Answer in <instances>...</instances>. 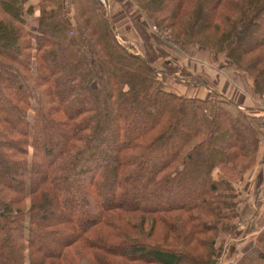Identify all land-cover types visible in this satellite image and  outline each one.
Here are the masks:
<instances>
[{"label": "trees", "instance_id": "1", "mask_svg": "<svg viewBox=\"0 0 264 264\" xmlns=\"http://www.w3.org/2000/svg\"><path fill=\"white\" fill-rule=\"evenodd\" d=\"M69 1L73 18L63 0H0L2 263L217 264L241 195L214 173L255 164L257 124L218 92L165 91L98 0ZM135 2L155 25L166 13ZM171 15L183 16L173 41L226 55L263 96L264 0H178ZM250 31L261 36L244 47ZM235 264H264V233Z\"/></svg>", "mask_w": 264, "mask_h": 264}, {"label": "crops", "instance_id": "2", "mask_svg": "<svg viewBox=\"0 0 264 264\" xmlns=\"http://www.w3.org/2000/svg\"><path fill=\"white\" fill-rule=\"evenodd\" d=\"M105 11L113 21L119 42L122 45L132 43L151 66L165 73L166 70L162 69L163 67H156L154 64L158 53L165 49L158 40L159 38L154 35L147 21L136 9L130 6L129 1L108 0ZM208 69L206 71L202 68L198 79L191 80L194 83L192 86L190 84L178 88L187 89L188 91L192 89V98L204 100L213 99V94L218 91L221 96L236 103L239 109L244 111L247 109L251 114L256 113L253 115L262 120L260 121L261 147L259 159L254 165L252 175L248 177L247 188L244 190L239 188L241 189L239 190L241 197L239 200L240 215L236 221L238 228L232 236L222 241L223 244L220 247L219 263L235 264L244 255L250 253V250L257 244L259 236L264 233V112L260 108L261 102L252 97L253 86L250 81L247 82L245 76L236 72L232 75L234 77L233 81L227 69H224V74L219 72L213 74ZM206 78H211L215 83L209 82ZM163 84L165 85V83ZM176 93L184 97L187 96L178 90ZM247 107H253L251 109L254 110ZM225 241L226 244H224Z\"/></svg>", "mask_w": 264, "mask_h": 264}, {"label": "rangeland", "instance_id": "3", "mask_svg": "<svg viewBox=\"0 0 264 264\" xmlns=\"http://www.w3.org/2000/svg\"><path fill=\"white\" fill-rule=\"evenodd\" d=\"M63 1H64V5L67 9L68 17L73 18L74 17V15H73L74 14V7H75L74 4L72 3V1H69V0H63ZM98 1L100 2V4L102 6H104V8L107 7L108 4L105 6L100 0H98ZM128 1H129L130 6L134 9H136L137 12L140 13L141 16H143V18L147 21V23H148L149 27H151L154 35L156 36V38H159L158 40L161 42L163 48L165 49L164 51L161 50L160 53H158L156 62L154 63L156 67H163L162 69L166 70V72L164 73V71H161L160 69H158V70H160L159 81H160L162 88L165 91L177 94L176 92L178 90L180 93H184L185 95H187L186 98H188V96L191 98L192 97V89H190V91H188L187 89L178 88V87H183V86H187L190 84L192 86L194 84L192 81H194L195 79H198V75L201 73L202 68H204L205 70L207 68H209L208 71L213 73V74L218 73V72L221 74H224L225 73L224 69H227V71L231 74L230 77H232L233 81H234V77L232 75L237 72V73H240L243 76H245V78L247 79V82L250 81L251 84L253 85V81H252L253 79L247 73H245V72L243 73L242 71L238 70V68L235 67L232 64V62H230V60L228 61L226 55H224L222 53H216V52L214 53L211 51H207L201 47L199 48L196 46L187 45V44H184L182 42L179 43V42L173 41L171 39V36L175 37L176 34L178 35V33H180V31L183 30L182 29V27H183L182 23L180 22V20L182 19L183 16L181 18H179V22L175 24L176 18L174 19L173 16L171 15V11L174 10L175 6L178 3V0H160L161 1L160 5L162 6V8L164 9V12H166V13H165V15H157L156 16L157 20L159 21V24L157 23V25L153 24V22L149 19V17H147L144 13H142L140 11V8H139L138 4H136L135 0H128ZM194 9H195V11H197L196 7H194L193 5H191L189 7L188 16L189 15L192 16V13L190 11H193ZM205 16H207V14H205ZM171 18H173V19H171ZM34 20H35V18L29 19V21H34ZM173 21H174V23H173ZM14 24L17 25L16 22ZM27 24H28L27 27L29 26V27L33 28L35 26V24L32 22H29ZM262 30H264V28ZM261 32L262 31H258V32L257 31L256 32L250 31V32H248L246 37H245L246 39L244 41V47L250 46L253 43H257L258 39L261 36V34H260ZM160 42H159V44H160ZM128 45L133 47L132 51L134 53L137 52L139 55H141L139 53V50H137V47H135L132 43H129ZM7 46L10 50L13 48V46H11V44H8ZM210 76H212V74H210ZM206 79L209 82L215 83V82H213V80L211 78H206ZM250 82H249V85H250ZM163 83H165V85ZM166 86L170 89H168ZM252 92H253L252 97H255L258 101L261 102L260 108L264 112V93H263V96H260V95L258 96L254 93L253 90H252ZM178 95H180V94H178ZM180 96H182V95H180ZM236 106L238 107L237 104H236ZM225 107H226V109L228 108L229 110L233 111L234 114L237 113V110H236V107L234 104H231V106L225 105ZM247 108L251 109L253 107H247ZM251 110H254V109H251ZM244 112H246L249 115V117L255 121V123L258 126L259 132H260V129H261L260 121H262V120L257 119L258 116L256 117L255 115H253L256 113L251 114L248 112L247 109H245ZM180 120L182 121V125L185 128V129L181 130V134L179 137V139H182V135H185L186 128L189 127V125H190L186 112L182 113ZM260 147H261V144H260ZM258 159H259V154H258L257 160H256L254 165H256ZM240 164H241V162H240ZM254 165L248 167L247 170L242 169V167H239L238 169H236V168H232L231 166H221L219 171H216L214 173V177L216 180L227 179V180L232 181V182L234 181L236 183V187L238 190H241V189L244 190L247 188V181H249L248 177L252 175V170L254 168ZM239 188H241V189H239ZM187 199L189 201H191V198H187ZM25 203H26V206H29L32 204L30 199H27V201ZM52 220H56V218H52ZM158 231L159 232L154 237V240L159 242L161 239L160 235L162 236V234L166 233V228L160 226ZM220 233L221 234L217 237L218 240L216 243L217 264H220L219 258L221 255L220 247H221V244H223L222 241L225 240L227 237H230V236H226L224 233H222V231ZM64 238H62V241L64 240ZM59 242L60 241L46 243L44 245V250L49 251L52 248L51 247L52 244L54 246V243L57 244ZM257 242H258V240H257ZM224 244H226V241L224 242ZM198 251L199 252L197 254H199V255L205 254L204 253L205 251H203L201 249H198ZM5 260L6 259L0 258V264H3Z\"/></svg>", "mask_w": 264, "mask_h": 264}, {"label": "built area", "instance_id": "4", "mask_svg": "<svg viewBox=\"0 0 264 264\" xmlns=\"http://www.w3.org/2000/svg\"><path fill=\"white\" fill-rule=\"evenodd\" d=\"M105 6L108 4V0H100Z\"/></svg>", "mask_w": 264, "mask_h": 264}]
</instances>
